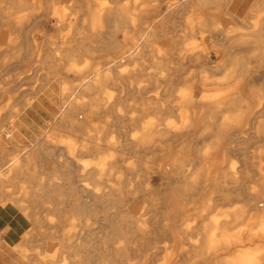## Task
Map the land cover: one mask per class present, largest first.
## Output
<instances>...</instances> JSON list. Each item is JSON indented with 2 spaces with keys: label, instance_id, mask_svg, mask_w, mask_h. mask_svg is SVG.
<instances>
[{
  "label": "bare ground",
  "instance_id": "6f19581e",
  "mask_svg": "<svg viewBox=\"0 0 264 264\" xmlns=\"http://www.w3.org/2000/svg\"><path fill=\"white\" fill-rule=\"evenodd\" d=\"M233 2L112 0L111 4L106 5V0H0V73L12 67V62L7 60L9 56L10 60H16L18 64L27 60L29 67L23 72L21 66V73L8 74L0 87V243L3 241V245L11 249L9 259L0 255V264L9 261H14L13 264H31V261L34 264H90L89 254L77 257L79 251L89 248L87 239L92 233V223L86 217L95 213L96 205L107 208L118 204L123 208L127 200L136 198L138 188L132 186L129 164L132 165L131 171L143 173L142 180L147 187L157 178L165 183L178 182L175 190L177 195L171 197L169 203L170 216L177 214L178 210L186 212L182 196L190 190L198 193L203 190L204 183L210 187V190L204 191L199 207L193 209L200 218L195 215L198 218L196 220H200L199 228H195L201 234L199 244L198 239L194 238L196 243L189 242L190 250L186 249L180 254L173 247L162 256L160 264H183L190 251L194 258L191 259H199L203 264H264V195L261 193L264 190V151L249 156L246 147L234 150L227 143L229 137L233 136L228 132L230 128L237 129L235 136L238 140H264V125L256 126L257 131L249 133L250 122L264 113V102L253 100L250 93H247L249 87L243 81L246 72L242 69L243 60L230 57L227 61L232 67H237L241 76L236 94L231 91H205L209 83L215 84L209 74H205L179 93L178 105L163 106V102L160 104L157 101L161 106L152 109L161 114L179 112V124L160 117L146 121L129 118L130 114L126 117L119 109L120 103L125 101L121 95L123 88L129 89L133 79L137 89L141 88V84H138L141 82H138L140 76H147L149 83L171 86L176 81H187L183 77L187 67L203 64L208 67L209 64L205 63L208 55L205 56L203 51L191 49L189 45L178 51L174 34L168 28L169 24L182 18L190 7L230 3L226 5L229 10L225 9L224 17L236 18L239 23L237 33L241 28H253L252 31H256L255 28L260 25L262 27L258 31H264V17H259L254 23L250 22L254 19V12L264 10V0H252L244 14H241L240 8L237 12L232 9ZM193 12L192 18L183 19L186 36L196 32L201 36V30L208 27L209 34L230 38L232 28L224 27L222 13ZM48 27L59 35L46 37L44 31ZM63 28H67V32L61 34ZM117 32L123 35L121 41H117L118 37L114 36ZM204 35L200 37L201 40ZM100 36H106L110 41L105 42ZM161 41H167L164 47ZM244 42L237 38V48ZM92 44H98L104 50L110 49L112 53L101 52L105 54L104 59L91 64L87 58L93 52ZM244 49L249 50L250 46ZM175 57L180 58V61L177 62ZM259 57L258 66L264 64L263 55ZM145 60L151 61L150 67L138 69ZM224 63L219 62L212 69L219 71V68H225ZM40 68L49 72L50 77L45 76L46 84L39 92L33 93L30 99L23 100L20 109H14L13 104L18 99L22 100L27 91L19 92L18 98L9 95L37 79ZM70 76L72 81L68 80ZM56 86L59 87L58 92ZM111 87H119L120 95L116 100H112L109 92ZM12 99L15 102L11 103ZM204 106L208 107L206 113ZM228 109L237 110V113L218 124L210 122ZM111 115L119 129L129 120V125L135 130L130 136L123 132L122 141L112 154L96 135L88 134L92 130L97 133L109 130L111 125L106 123L107 128L100 126L98 119ZM7 118L14 120L5 124ZM33 120L37 121V125L32 128ZM204 120V127L215 131V140L201 153L205 161L196 170L197 178L194 181L187 182L186 173L189 170L188 166L183 169L185 156L181 152L176 154L170 165L142 167L144 152L155 150L164 139H186L187 134L196 133L203 127ZM79 128L86 132L87 138L72 135ZM29 129L34 132V140L27 145L22 139V132L26 133ZM233 154L241 158L240 164L237 162L236 165L231 160ZM92 155H99L100 158H94L96 161L85 160V157ZM150 171L153 176H150ZM250 174L252 179L257 180V184L252 187L247 186ZM44 175L47 176L46 180L42 178ZM225 178L237 185L235 197L237 201L243 202L241 206L227 211L220 209L223 202L232 201V197L226 194L228 190L224 193L222 187ZM23 181L28 186L20 185ZM5 201L9 202L5 205ZM45 201L52 205L43 206ZM40 209L46 212L44 216L39 212ZM81 215H85V218L82 219ZM120 215L124 233H143L146 223L144 214L123 209ZM181 221L183 224L187 222L185 219ZM81 222H84L86 237L79 233ZM182 229L187 235L190 232L189 224ZM174 240L180 241L178 237ZM41 248L45 249L44 252L39 251ZM107 249H111L114 254L111 264H125L128 256L125 243L116 240ZM135 251V248L131 249V252ZM155 257V253L148 254L142 264H155ZM195 263L192 261V264Z\"/></svg>",
  "mask_w": 264,
  "mask_h": 264
},
{
  "label": "rangeland",
  "instance_id": "374dc122",
  "mask_svg": "<svg viewBox=\"0 0 264 264\" xmlns=\"http://www.w3.org/2000/svg\"><path fill=\"white\" fill-rule=\"evenodd\" d=\"M98 1L101 2V0H98ZM181 1H183V0H181ZM111 2H112V0H106L105 4L109 5V4H111ZM251 3H252V0H234L233 5H232V9L237 12V9L240 8L241 14H244V12H246L247 9H249V7L251 6ZM226 5H230V3L229 4L228 3H224V4L214 3L211 5L205 6V7L193 6V7H190V9L185 12V14L183 15L182 18L176 19L175 20L176 23L169 24L168 28L170 29L171 34H174V41L177 43L178 51L183 50L185 45H189L190 47L189 46L188 47L191 49L196 48L194 50L203 51V54L205 56L208 55L206 57L207 62H205V63L207 65L208 64L209 65H208V67H204V64L201 66H197V67H195V66L187 67L185 74L183 75V77H185L184 79H187V81L186 82H185V80L176 81L171 86L168 84L149 83L147 81V79H148L147 76H140V77H138L139 80L138 79L137 80H138V82L141 81L140 83H138V84H141L140 85L141 88L137 89V88H135L136 87L135 86L136 81H133L134 79L131 80V83H133V84L132 85L129 84V89L127 87L123 88L121 95L123 97V100H125V101H122L119 105V109L121 110V112L126 117H128V115L130 114L129 118L132 117L135 119H142L145 121L148 119L156 120V119H159V117H160V118H165L166 121H173L174 123L179 124V115L177 114L179 112H176L174 114L173 113L161 114L160 112H158V110H154L152 108L153 107H160L161 105L165 106V104L171 105V106L172 105H178L180 103V100L178 98L179 93L181 91L186 90L195 80H197L200 76L205 75V74L206 75L209 74L208 76L210 77V80H214L212 82H215L214 85H211V83H209V85H207L205 87V91H207V92H213L215 90L221 91V92H227V91L230 92L231 91V93L236 94L237 82L241 76H240L239 71H237V67H232L230 62H227V61H229L230 57L232 59L241 58L243 60V68L242 69L244 71H246L244 73L245 75H244L243 81L249 87L247 93H250L251 97H253V100H255V101L259 100L261 102H264V64H262L260 66L257 65V62L260 60L259 55H263V57H264V31H258V29H260L262 27L260 25V26H257L255 28L256 31H252L253 28H241L239 30V32L237 33L236 30L239 27L238 26L239 23L236 20V18L228 19V17H224V13L226 12L225 9H228V6H226ZM56 6L59 7V5H56ZM69 7L71 8V6H68V8ZM193 8H194V10H196L198 12L202 11L205 13H218L220 15L222 13V17H223L222 20L224 23V27L226 29H230V30L232 28V31H230V38L225 39L222 35H219V34H216L217 36L209 34L208 33L209 28L208 27H205L204 30H201V36L199 35L200 33H197V32L192 34V35L186 36V34L184 33L185 32L184 31V27H185L184 20H186L188 18H192L193 14H194ZM68 11H70V10L68 9ZM253 16H254V19L250 20L251 23L252 22L254 23L255 21H257L259 19V17H264V10L263 11L259 10L258 12H254ZM225 19L227 20V22H224ZM180 22H181V24H180ZM50 29L51 28L48 27V29H46V31H44L46 37L48 35L49 36L51 35V37H54V36L57 37L59 35V33L55 32V30L53 31V29H51V30ZM63 31L67 32V28H65V29L63 28L61 34H64ZM233 31H235L236 33ZM47 32H48V34H47ZM49 32H51V33L49 34ZM70 33H72V30H70ZM207 33H208V35H206ZM202 34L203 35L205 34L204 39L202 38L203 40L200 39V37H203ZM196 35H197V37H196ZM114 36L116 38L118 37L117 41H121L123 38V35L121 32H117ZM100 38L102 40H105V42L110 41V38H106V36H104V37L100 36ZM237 38L243 39L245 41L244 43H241L238 45L240 48H237ZM231 41H233V42H231ZM166 42L167 41H161L160 42L161 46L164 47V45H166L165 44ZM195 42H199V43L195 44ZM214 44H216V46ZM92 45L94 47L92 50L93 52L91 53L90 56H88L89 58H87V61L91 64L98 63L99 61L101 62L104 59L106 53L107 54L112 53V50H110V49L104 50V48H100L101 46H99L98 44H92ZM247 46H250L249 50L244 49V47H247ZM101 52H104L105 54H103ZM10 59L11 58L9 56L7 58V60H9V62L10 61L12 62L11 63L12 67H9L10 69H7V72L4 71V72L0 73V87L3 86V83H4L3 79L6 78L8 76V74L15 75V74L21 73L23 69H24L23 72L29 69V67L26 64L27 60H23L22 63L18 64V63H15L16 60H10ZM93 59H94V61H92ZM175 59L177 62L180 61V58H178V57H175ZM216 59H218V60H216ZM147 61L149 63L146 62V60L142 61L140 64L142 66L139 65L140 67L138 66V69H141V67H143V68L144 67H146V68L150 67L151 61L150 60H147ZM219 62H221V63L225 62L223 64V65H225V68H219V71L216 69H212L214 66L219 65L218 64ZM226 62H227V65H226ZM263 63H264V58H263ZM14 64L15 65L18 64V65L15 66ZM21 66L23 69L20 68ZM46 75L48 77H50L48 70H46L44 68L38 69L37 79H35L34 81L32 80L31 82H28V83L22 85L19 89L14 90L9 95V96H12L14 98V97H17L19 95V92L25 93V91H27L24 95L26 98L23 97L22 100L18 99L19 101L16 100V103L13 104L14 109H16V108L20 109L22 106L21 103L23 102V100L30 99L32 97L33 93L35 94L36 91L40 90L41 87L46 84V80H45ZM68 80L72 81V77L70 76L68 78ZM166 85L169 88H167ZM46 88H48V86ZM58 89H59V87L56 86L57 92H58ZM132 90H133V93H132ZM109 92L112 95V100H116L115 98L119 97V95H120L119 87H111ZM139 93H140V95H139ZM148 93H150V94H148ZM39 94H41V93H39ZM113 96H115V97H113ZM86 100H88V99H86ZM146 100H148V102ZM157 101L159 103L160 102H163V103L165 102V103L164 104L160 103L161 104L160 105L159 103H157ZM10 102L13 103V102H15V100L12 99V101H10ZM147 105H149V106L147 107ZM206 107L207 106L203 107L204 113H206V111L208 109V107L207 108ZM148 108H150V109L147 110ZM242 110H244V107ZM144 113H145V115H144ZM235 113H237V110L232 111V110L228 109L225 112L218 114L219 117L215 116L213 119L210 120V122L218 124L221 122V120H223L225 118L233 117ZM204 118L205 117L203 116L202 119H204ZM219 118H220V120H218ZM12 119L13 118H11V120H10V118H7L5 121V124L6 123H12L14 120V119L13 120ZM98 120H99L98 124L100 126H104L105 128H107L106 123H108L109 125H111V127H109V130H107L106 132L99 131L97 133L96 131L92 130L88 134L96 135L101 140L100 143L103 145H107L108 149H110V151H109L110 154H112L114 152V149H118V145L122 141L123 132L127 133V135H129V136H130V134H133L135 132V130H132V126L129 125V120L124 123L125 127L123 126L120 129L118 128V126L115 125V121H114V118L112 115L110 117H105V119L99 118ZM205 122H206V120H204L202 122L203 127H201L199 131H197L196 133L191 132L192 134L189 133V136L187 134L186 139L183 137L184 140H183V138L164 139L162 142L160 141L158 143V147L155 150H153V151L148 150V151L144 152L142 154V158H143L142 167H146V166L157 167V166L170 165L174 161V157H176V154L178 152H181V153H184V156H185V158L183 160L185 167H183V169H187V166H188V170H189L188 173H186L188 175L187 176L188 177L187 182L194 181L195 178H197V176H195L196 170L198 168H200L201 167L200 165H202V163L205 161L204 159H202L201 153L203 152V150L205 148L209 147L215 140V137H214L215 131L212 129H209L207 127H204V126H206ZM32 123H33L31 125L32 128L37 125L36 120H33ZM261 125H264V113L262 115L257 116V118L255 120H252L250 122L249 133H251V134L255 133V131H257V127L261 126ZM31 129H29L26 132L27 134L24 133V131L22 132V139L25 142V144H27V145H29L30 142L32 140H34V132ZM228 132L233 135V136L229 137L228 142H227L228 146L230 148L237 150V147H241V148L246 147L249 156H251L253 153L257 154L260 151H264V140L261 142H256L254 139H251L248 137L249 141L248 140L241 141V140H238L237 135L235 136V134L237 133L236 128L235 129L230 128ZM84 133H85V135H83ZM72 135H76L77 138H80L81 136H85L84 138H87L86 132L85 131L83 132L82 129H80V128L77 129V131L74 132ZM105 137H106V141H105ZM113 140L115 142L117 141V143L115 144V142ZM186 153H187V155H186ZM100 156H102V155L100 154ZM100 156L99 155L87 156V157H85V160H90V161L95 160L96 161V159L98 160L100 158ZM94 158H96V159H94ZM132 160L133 159H131V161ZM231 160L233 162H235L237 165V162L240 164L241 158L237 157V154H233V155H231ZM131 161H129V162L131 163ZM146 163H148V165ZM129 166L132 169V165L129 164ZM190 167H192V168H190ZM225 168L228 169V167H225ZM255 168L258 169V166L257 167L255 166ZM131 169L128 172H129V177L132 179V182H131L132 186H134L135 188H138L136 198L127 200L126 203L124 204L123 208H121L118 204L109 205V206H107V208H103V207H100L99 205H96V206H94L95 213L92 216L86 217L89 219V222L92 223V228H91L92 233L89 235V237L87 239V243H89V248H85L81 252L79 251V253L77 254V257L78 256L81 257V256H84L85 254H89L90 259H91L90 264H111V261L113 259L112 257L114 254L111 252V249H107V248L109 247L110 244H112V242H114L116 240H118V242H120V243H125L126 252L128 254V256L126 257L127 260H126L125 264H127V263L142 264L145 260V257L151 253L156 254L155 264H160L162 256L167 251L173 249V247L175 248V252L177 254H180L181 252H185L186 249H189L190 243H192V241H195L194 238H196V240L198 239L197 244H199V241L201 240V234L197 230H195L196 227L199 228L200 224H198V222H200V220H196V218L198 217V214L196 212H193V209L196 207H199L200 200H202V197L205 195L204 191L210 190V187L205 186L207 183L206 184L204 183L205 185L202 184V186H203L202 191L197 193L194 190L193 191L190 190L186 195L182 196L183 203L186 206V212H181L178 210L177 214H174V216L173 215L170 216L168 214L169 203L172 201L171 197L175 198V196L177 195L175 190L178 186V182L175 180V181H172L169 183H167V182L165 183L162 180L160 181V178H157L155 180L156 182L154 181L151 185H149L147 187L145 181L142 180V178H144V176L142 177L143 173L142 172L138 173L134 170L131 171ZM191 169H192V171H191ZM149 174H150V176H153L152 171H150ZM140 175H141V177H140ZM137 176H139V177H137ZM249 177H250V181H249V183H247V186L252 187V186L256 185L257 180L252 179L251 174ZM42 178L44 180H46L47 176L44 175ZM137 178L139 180L141 178V181H139ZM143 181L145 184L143 183ZM222 181H224L222 183L224 193H226L228 190L229 193H226V194H228L229 198L232 197L231 198L232 201L231 202L225 201V203L223 202L222 205L220 206V209H223V210L225 209L227 211V210H231V208H233V207L241 206L243 204V202L237 201V198L235 197V196H237V190L235 191V188H237V185L233 184V182L230 181L229 178H225ZM142 183H143V185H142ZM22 184H23V186H28V184L24 181L20 183V185H22ZM144 185L146 187H144ZM146 190H148V192ZM261 193L264 195V190H262ZM199 195L201 196V198ZM213 195H216V193H214ZM195 199H196V201H195ZM197 200H198V202H197ZM8 202L9 201H7V202L5 201V202H3V204L6 205ZM10 202H12V201H10ZM47 202L48 201H45L43 206H51L52 205L51 202H48V203ZM123 209H125L127 211H138L142 215L144 214L143 217L146 219V223H145V227H143V233L138 232V231H130V232L124 233L125 228L121 225V215H120V213L122 212ZM42 210L43 209H40L39 212H41V214L44 216L46 214V212H44ZM184 213L187 214V216H189V217H187ZM191 213H192V215H191ZM179 217H181V218H179ZM81 218L84 219L85 215H81ZM182 219H185L187 221L186 224H189V231H190L188 233L189 235L188 234L186 235V233L183 232L182 227L185 228L186 224H183V222L181 221ZM192 219H193V221H192ZM155 222H156V224L154 225ZM179 222H180V224H179ZM149 223H151L152 226ZM146 224H148V225H146ZM191 225H193V226H191ZM180 227H181V229H180ZM30 228H32V227H30ZM144 229H148V230H145L146 231L145 232ZM78 230H79V233H81V235L84 234V236L86 237L87 233L85 234L84 222L80 223ZM122 233H124V234H122ZM177 237L180 239V241H178V242H176L174 240V238H177ZM186 242H188V243L186 244ZM195 243H196V241H195ZM3 244H4L3 241H1V243H0V255L2 254V256L5 259H9L8 255H9V252H11V249H9L10 247L7 249L5 247V245H3ZM114 245H117V244H114ZM132 248H135L136 251L131 252ZM165 249H167V250L164 251ZM180 249H181V251H180ZM44 250H45L44 248H41L39 251L44 252ZM189 254H188V257L183 260V264H192V261H193V263H195L196 261L197 262L199 261V263H197V262L196 263L197 264H203V262L201 263L199 259L192 260V259H194L191 256L192 251H190ZM189 259H191L192 261L191 260L189 261ZM13 263H14V261H9L7 264H13ZM3 264H5V263H3ZM31 264H34V263L31 261Z\"/></svg>",
  "mask_w": 264,
  "mask_h": 264
}]
</instances>
